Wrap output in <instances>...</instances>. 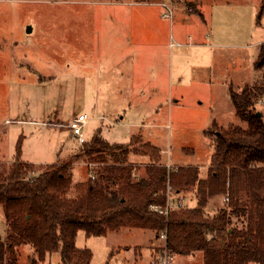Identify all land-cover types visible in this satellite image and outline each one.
Wrapping results in <instances>:
<instances>
[{"label":"rangeland","instance_id":"374dc122","mask_svg":"<svg viewBox=\"0 0 264 264\" xmlns=\"http://www.w3.org/2000/svg\"><path fill=\"white\" fill-rule=\"evenodd\" d=\"M140 2L149 5L138 8L134 15L145 20L122 32V42L114 37L119 31L111 33L113 38L98 24L103 8ZM162 3L174 7L173 19L163 18ZM260 5L261 0H0V167L15 161L22 138V160L73 163L74 183L87 181L90 166L79 158L81 145L66 127L73 117L85 114L90 120L84 128L87 141L99 129L111 144H130L140 137V144L159 148L161 164H171L173 169L191 165L199 168L200 178H206L213 141L205 131L215 121L222 128L244 127L245 123L236 116L230 99L211 104L206 86L187 84L190 65H202L205 60L213 67L214 53L227 54L224 70L237 74L233 55L239 58L240 72H246L244 82L234 80L235 89L259 83L261 73L253 63L264 43V14L261 24L257 23ZM91 8L93 15L96 12L92 21ZM232 27L238 28V37H232ZM111 46L121 52L119 59L112 60L115 65L120 62L115 66L117 72L122 70L128 79L135 71L142 72L144 79L159 72L160 82L165 74L166 89L103 90L102 81H97L101 71L111 65L106 59L115 52ZM93 53L96 57L91 58ZM93 64L96 85L73 80L87 78ZM219 93L216 89L215 95ZM257 110L264 120V102ZM135 148L140 153L143 149L138 144L130 147L129 162L135 180H139L152 160ZM185 193L197 197L195 188L177 195ZM195 199L193 207L198 204ZM223 207L225 199L217 197L210 200L206 212L213 216ZM239 222L233 218L235 226L242 227ZM5 237L0 211V239ZM76 245L93 253L91 264H160L165 242L154 231L125 228L103 237L87 238L79 232ZM31 254L30 246L21 247V264H26ZM60 263V254L55 253L44 264ZM172 264H203V256H175Z\"/></svg>","mask_w":264,"mask_h":264},{"label":"trees","instance_id":"16d2710c","mask_svg":"<svg viewBox=\"0 0 264 264\" xmlns=\"http://www.w3.org/2000/svg\"><path fill=\"white\" fill-rule=\"evenodd\" d=\"M263 14L261 0L258 24ZM255 69L261 73L259 83L230 90L235 114L245 126L222 128L214 122L204 133L213 141L206 178H200L194 166L170 174L176 194L196 189L195 207L163 212L168 170L160 162L159 148L140 144V137L130 144H111L97 130L81 145L79 155L89 166L98 165L93 168L95 178L79 183H74L73 163L40 167L24 162L20 138L15 161L0 167V208L6 226L0 264H21L23 246L32 249L26 264H44L55 253L60 254V264H91L93 253L76 245L79 232L87 238L103 237L125 228L154 231L157 237L166 232L171 254L202 253L203 264H264V120L257 110L264 102V43ZM134 144L143 149L134 151L152 160L139 180L129 162ZM217 197L227 200L225 207L210 216L206 206ZM233 218L242 227L235 226Z\"/></svg>","mask_w":264,"mask_h":264},{"label":"crops","instance_id":"0c3cea01","mask_svg":"<svg viewBox=\"0 0 264 264\" xmlns=\"http://www.w3.org/2000/svg\"><path fill=\"white\" fill-rule=\"evenodd\" d=\"M149 5L146 3H121V4H111L109 6H111L110 8H103L102 13H99L100 17H103L101 19H99L98 24H102L103 28H104V32H106L107 34L110 35V37L112 36L111 33H115L117 31L120 32V37L118 38V36L115 37V40L119 39V42H122L123 37L122 32L124 33L125 30H127L129 28V26L131 25H135L138 23H143L145 19H143L141 16L138 18H142V19H137L136 16L134 15L135 11L139 9H141L142 7H147ZM92 7V6H91ZM106 7V6H104ZM91 11V14H89L90 18L92 16L93 20H94V16H96V12L95 15L92 14V8L89 10ZM144 15V14H143ZM187 15H190L187 13ZM145 16V15H144ZM92 18L90 21H92ZM96 20V19H95ZM148 20V21H147ZM187 20H188V16H187ZM146 22H149V19H146ZM96 23V22H95ZM232 37L235 35L236 37L239 36V30L237 27H232ZM113 37V36H112ZM113 37V38H114ZM191 38V37H190ZM118 42V41H117ZM125 43V40L123 41ZM114 43V42H113ZM260 47V46H259ZM111 49H113L115 52H112L108 55L107 54V60H109V63L111 62V65L109 67H107V69H103V71H101L100 76H99V81H102L103 85H104V89L105 91H117V92H138V91H162L166 89V77L164 74V81H162V77H160V73L157 72V74L152 75V77L149 79H144V75L142 72H132L130 74V79H128L127 74H125L124 72H122V70H119L118 72L115 70L116 67H118V65H115L114 63H112V60H116L119 59L121 57V52H119L118 47L117 46H111ZM159 53H155V55H157L156 57L158 58ZM91 58L96 57L95 54H91L90 56ZM228 55L227 54H213V59L212 61H216L215 65L213 67L209 66V63H206V61H202V65L199 64H192L190 65V69H189V77L187 79V84H200L203 86H206L207 89H209L208 94L206 95L207 97V101H210L211 104H218L216 102H219L221 99L225 101V103H227L228 99H230V90L231 88H234V80L235 82L238 80L239 83L244 82L243 78L246 77V72H244L245 74H243L242 72H240L239 68H238V60L239 58H234L233 55H231V60H232V67L233 70L235 69L237 71V74H229L224 70V61H226V59H228ZM210 62V61H209ZM236 63V64H235ZM116 66V67H115ZM109 68V69H108ZM253 68L255 69V63H253ZM96 67L93 64V66L91 68H89V72L87 75V78H77L74 77L73 80H76L77 82H81L82 85H96V80H97V74H96ZM159 71V70H158ZM80 72V73H79ZM81 71L77 70V75L80 77L81 75ZM143 75V76H142ZM213 77V78H212ZM215 77V78H214ZM242 80V81H241ZM216 83L219 85V88H216ZM247 85V84H246ZM216 89H218L220 91L219 95H215V91ZM236 90V89H235ZM120 95H123L122 93ZM119 95V96H120ZM160 98V95L157 97ZM219 105V104H218ZM235 111V109H234ZM123 119V117L121 118ZM90 121V120H89ZM216 122V121H215ZM22 155L23 151H22ZM23 157V156H22ZM21 157V158H22ZM26 163L29 164H34V165H39V166H44V165H50V164H43V163H31L30 161H25ZM181 167H188L191 165H179ZM180 168V167H178ZM197 198V197H195ZM194 198V196H187V194L185 193L183 196L177 195L175 194L174 196V200H178V199H183L185 200L186 204L188 202V205L190 206H194L196 204V199ZM153 247V246H150ZM192 256V255H190ZM195 256V255H193ZM203 256V254H202ZM177 257H182L177 255ZM204 263V261H203Z\"/></svg>","mask_w":264,"mask_h":264},{"label":"built area","instance_id":"2783aa9c","mask_svg":"<svg viewBox=\"0 0 264 264\" xmlns=\"http://www.w3.org/2000/svg\"><path fill=\"white\" fill-rule=\"evenodd\" d=\"M160 6L163 8V18L166 19H173L174 17V7L170 4H165L162 3L160 4ZM89 123V117L85 114H80L77 115L75 117H73L70 122H68V124L66 125L67 129L69 130L71 136L77 140V142L82 145L84 143L87 142V140L85 139V135H84V128L86 127V125ZM56 126V125H54ZM60 126V125H59ZM65 126V125H62ZM167 170H168V182H167V187L165 191H162V194H164L166 196L167 199V204H166V208L163 211L165 214H168L171 210L174 209H183L188 205V202L186 204L185 200L183 199H178V200H174V196H175V190L174 187L171 185L170 183V174L171 172L174 170L171 164H167L165 165ZM93 165H90L91 168V177L94 179L95 175L93 172ZM227 200L225 199V202ZM151 209H158L157 207H151ZM1 211V208H0ZM160 238L164 240L165 242V246H164V255L161 257V261L160 264H172L175 255L171 254L167 248V233L163 232L160 235Z\"/></svg>","mask_w":264,"mask_h":264},{"label":"water","instance_id":"95a60500","mask_svg":"<svg viewBox=\"0 0 264 264\" xmlns=\"http://www.w3.org/2000/svg\"><path fill=\"white\" fill-rule=\"evenodd\" d=\"M30 30H31V27H29V32H30Z\"/></svg>","mask_w":264,"mask_h":264}]
</instances>
